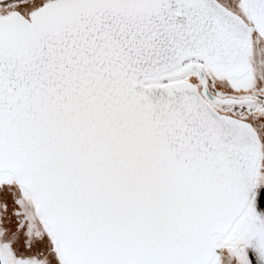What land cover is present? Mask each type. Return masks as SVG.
I'll list each match as a JSON object with an SVG mask.
<instances>
[{"label": "snow or ice", "instance_id": "obj_1", "mask_svg": "<svg viewBox=\"0 0 264 264\" xmlns=\"http://www.w3.org/2000/svg\"><path fill=\"white\" fill-rule=\"evenodd\" d=\"M0 264H264V0H0Z\"/></svg>", "mask_w": 264, "mask_h": 264}]
</instances>
